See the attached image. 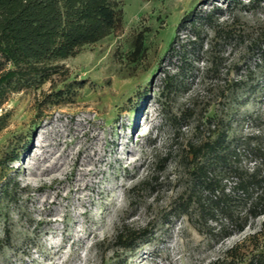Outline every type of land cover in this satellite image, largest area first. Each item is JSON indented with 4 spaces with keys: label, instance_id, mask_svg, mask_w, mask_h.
Masks as SVG:
<instances>
[{
    "label": "rangeland",
    "instance_id": "374dc122",
    "mask_svg": "<svg viewBox=\"0 0 264 264\" xmlns=\"http://www.w3.org/2000/svg\"><path fill=\"white\" fill-rule=\"evenodd\" d=\"M232 1L120 0L118 31L0 87V264H225L231 253L243 264L264 254V214L224 236L195 202L182 206L190 147L218 131L229 160L264 168V61L247 51L264 32V0ZM211 11L213 27L195 38L188 20ZM121 229L143 234L123 247Z\"/></svg>",
    "mask_w": 264,
    "mask_h": 264
},
{
    "label": "trees",
    "instance_id": "16d2710c",
    "mask_svg": "<svg viewBox=\"0 0 264 264\" xmlns=\"http://www.w3.org/2000/svg\"><path fill=\"white\" fill-rule=\"evenodd\" d=\"M213 17L211 11L188 20L195 38L204 25L213 27ZM122 19L120 0H0V87L45 74L56 60L74 56L84 45L118 31ZM141 47L139 38L133 53L137 55ZM184 51L179 52L183 60ZM247 51L255 64L264 61V32L252 39ZM227 147L224 130L190 147L191 158L186 162L192 166L193 184L182 202L184 209L195 202L201 220L219 221L218 232L224 236L242 231L250 219L264 214V168L260 164L250 170L242 168L227 158ZM210 153L214 158H200ZM261 154V149L256 151ZM261 227L264 231V220ZM142 234L121 229L115 237L120 246L131 247ZM242 261L231 253L225 264ZM243 264H264V254H253Z\"/></svg>",
    "mask_w": 264,
    "mask_h": 264
}]
</instances>
